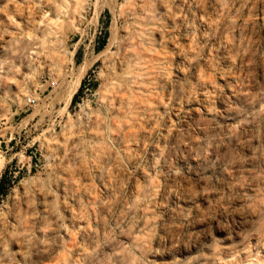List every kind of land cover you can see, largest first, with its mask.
<instances>
[{
  "label": "rangeland",
  "instance_id": "rangeland-1",
  "mask_svg": "<svg viewBox=\"0 0 264 264\" xmlns=\"http://www.w3.org/2000/svg\"><path fill=\"white\" fill-rule=\"evenodd\" d=\"M158 1L0 0V264H264V0Z\"/></svg>",
  "mask_w": 264,
  "mask_h": 264
},
{
  "label": "bare ground",
  "instance_id": "bare-ground-1",
  "mask_svg": "<svg viewBox=\"0 0 264 264\" xmlns=\"http://www.w3.org/2000/svg\"><path fill=\"white\" fill-rule=\"evenodd\" d=\"M250 1V3L248 2V0H246L245 1V4L247 5V6H249L250 4H253L254 3V1L253 0H249ZM225 0L224 1H222V7H218V10H223V9H225L226 8V5H228L229 4V6H235V5H237V4H239V6H240V2H238V0H227L225 3ZM164 3H165V1L164 0H161V1H158V5H160V6H164ZM215 0H180L179 2H175V0H169V2L167 3V9L168 8H170V9H172L173 10V13L175 12V10H181V9H183V8H185V9H187V10H195V11H204V12H206L207 11V9L209 8V5H212V6H214L215 5ZM224 3V4H223ZM158 5H157V3L154 5V7L155 8H158ZM245 5V6H246ZM36 7V6H35ZM233 12H234V10H233ZM186 13V12H185ZM244 13V12H243ZM254 13V12H253ZM209 21V20H208ZM254 22V21H253ZM207 25V24H206ZM214 25V24H213ZM242 25H244V24H242ZM255 27V26H254ZM213 28V27H212ZM224 28V27H223ZM251 28H253V27H251ZM223 30V29H222ZM244 30V29H243ZM252 30V29H251ZM254 30V29H253ZM240 31V30H239ZM241 32L242 31H240V34H241ZM234 32H232V34H233ZM239 34V35H240ZM231 38V37H230ZM251 38H252V36H251ZM231 39H233V38H231ZM235 39V38H234ZM239 40H240V38H239ZM248 40V39H247ZM233 42V41H232ZM251 42V41H250ZM245 45V44H244ZM226 47V46H225ZM228 48V47H227ZM233 50V49H232ZM125 59V58H124ZM123 62V61H122ZM231 88V87H230ZM224 95V94H223ZM194 99V98H193ZM223 99V98H222ZM159 100H161V98H159ZM185 100V99H184ZM204 102H206V100L204 101ZM203 104V103H202ZM209 104L207 105V104H203L201 107H196L195 108V112H199V114L201 113V110L202 111H205V110H209ZM201 117V116H200ZM161 118V117H160ZM207 117H202V119H206ZM163 119V118H162ZM209 118H207V121L210 123V125H211V123L212 122H210L211 120L209 119ZM200 120V119H199ZM206 121V120H205ZM204 121V122H205ZM207 121L205 122V125L207 124ZM165 122V121H164ZM204 122H202V123H204ZM197 123V122H196ZM201 123V124H202ZM209 123H208V125H209ZM198 124V123H197ZM185 126V125H184ZM187 126V125H186ZM202 126V125H201ZM203 127V126H202ZM205 127V126H204ZM203 127V128H204ZM199 129H201L200 127H198ZM204 129H207V128H204ZM180 130H182L181 128H180ZM187 130V129H186ZM193 130V129H192ZM185 131V130H184ZM188 131H189V129H188ZM200 131V130H199ZM208 131H209V129H208ZM210 132V131H209ZM188 133V132H187ZM190 133V132H189ZM200 133V132H199ZM203 135V134H202ZM180 138V137H179ZM183 138V137H182ZM192 140V139H191ZM201 140V139H200ZM172 142V141H171ZM182 142H183V140H182ZM248 142V141H247ZM195 143V142H194ZM181 145H183V143H181ZM191 145H192V143H191ZM190 145V146H191ZM172 146V145H171ZM174 147V146H173ZM175 149H177V148H175ZM190 149H191V147H190ZM190 149H188V150H190ZM185 151V150H184ZM190 152V151H189ZM168 154H170V156H171V154H173V153H168ZM169 156V157H170ZM22 206V205H21ZM3 215V214H2ZM58 230V229H57ZM24 261H26V260H24Z\"/></svg>",
  "mask_w": 264,
  "mask_h": 264
},
{
  "label": "trees",
  "instance_id": "trees-1",
  "mask_svg": "<svg viewBox=\"0 0 264 264\" xmlns=\"http://www.w3.org/2000/svg\"><path fill=\"white\" fill-rule=\"evenodd\" d=\"M106 40L107 39H106V36H105V38L102 40V43L98 46V49H101V48H103L105 46ZM82 88H83V86L80 87L79 92L82 91ZM76 98H77V95L74 96L72 102H75L76 101ZM3 189H4V179L0 183V191H2Z\"/></svg>",
  "mask_w": 264,
  "mask_h": 264
},
{
  "label": "built area",
  "instance_id": "built-area-1",
  "mask_svg": "<svg viewBox=\"0 0 264 264\" xmlns=\"http://www.w3.org/2000/svg\"><path fill=\"white\" fill-rule=\"evenodd\" d=\"M28 101H29L30 103H34V102L36 101V99H35V98H32V97H29V98H28Z\"/></svg>",
  "mask_w": 264,
  "mask_h": 264
}]
</instances>
